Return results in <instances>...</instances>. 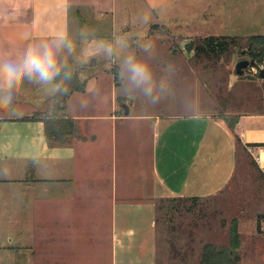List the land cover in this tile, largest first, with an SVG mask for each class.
Wrapping results in <instances>:
<instances>
[{"label": "crops", "instance_id": "crops-1", "mask_svg": "<svg viewBox=\"0 0 264 264\" xmlns=\"http://www.w3.org/2000/svg\"><path fill=\"white\" fill-rule=\"evenodd\" d=\"M185 2L0 0V78L7 70L3 54L14 45L51 41L65 32L73 43L67 53L72 62L71 54L79 56L85 43L113 42L118 29L127 32L142 22H157L159 11L167 9L170 16L169 9L188 6ZM73 15L76 33L70 31ZM82 24L99 33L81 35ZM103 52L77 60L90 70L96 66L89 65L92 58ZM74 69L77 77L82 75L83 69ZM31 82L24 78L20 85L33 89ZM110 82L104 68L79 79L83 91L70 94L59 115L76 125L64 145L50 144L40 121L0 118V264H104L106 225L111 264H157L160 200H205L222 192L236 170L235 137L249 146L264 174V132L248 131L251 125L263 126L264 116H240L233 132L224 119L210 115H152L192 114L174 113L171 101L161 113L146 105L131 113L133 104H125L126 116L117 111L116 99L129 97L125 92L118 96L122 85ZM56 90L41 105L29 104V114L42 110ZM106 90L112 94L107 103ZM7 92L0 87V96ZM102 105L106 112L100 110ZM96 233L104 237L97 243ZM240 264H245L243 259Z\"/></svg>", "mask_w": 264, "mask_h": 264}, {"label": "rangeland", "instance_id": "rangeland-1", "mask_svg": "<svg viewBox=\"0 0 264 264\" xmlns=\"http://www.w3.org/2000/svg\"><path fill=\"white\" fill-rule=\"evenodd\" d=\"M185 3L188 6L169 9L170 16L167 15V9L159 11L157 22H142L127 32L126 29H118L117 38L113 42H106L113 46L112 54L108 55L104 51L95 58L94 68L106 69V77L114 81L115 87L122 85L117 90L118 96L125 92L129 97V101L121 97L116 99L117 111L123 113L125 104H133L131 113H138L145 109V105L161 113L171 101L174 113L180 111L192 114L152 115L160 118L210 115L222 118L226 123L234 117L264 116V80L259 78V69L264 68V60L262 63L254 60L249 50L251 44L264 38V0H186ZM192 19L194 22L190 23ZM197 25L203 26V29H195ZM76 29L77 21L73 15L70 31L76 33ZM86 33L99 32H95L91 25L84 24L80 34ZM204 35L226 36L225 42L229 44L227 52L221 55L188 53L185 46L189 42H199L205 38L202 37ZM118 40H122L123 45ZM68 51L66 47L58 50V65H67ZM78 54H71L70 61L78 72L83 69L82 75L78 76L82 79L84 74L89 76L96 69L89 70L88 65L83 68L77 60ZM128 55H134L149 66L152 73L151 94H146L142 88L134 87L129 82L124 63ZM240 61H254L255 65L238 76L235 67ZM34 83L36 86L33 89L20 85L22 92H7L0 96V118H31L35 114H29V104L41 105L49 93L57 89L53 81L47 84ZM111 95L106 90V103ZM52 97L36 113L53 115L52 105L55 101ZM142 97L143 100L149 98L152 101L144 104ZM99 107L103 112L108 110L104 105ZM60 114L56 113L58 117ZM108 124L106 130L110 129ZM127 124L132 127V122ZM262 124L251 125L248 131L264 132V122ZM249 150V146L241 142V147L237 148L234 176L219 194L197 202L163 199L156 204L157 264H198L205 244L229 247L233 221L240 236V261L243 259L245 264H264V174ZM107 152L106 147V158L110 159L111 155ZM95 238L97 243L104 237L96 233ZM110 240L106 225L104 264H111L107 248ZM96 251L99 252L98 249Z\"/></svg>", "mask_w": 264, "mask_h": 264}, {"label": "clouds", "instance_id": "clouds-1", "mask_svg": "<svg viewBox=\"0 0 264 264\" xmlns=\"http://www.w3.org/2000/svg\"><path fill=\"white\" fill-rule=\"evenodd\" d=\"M118 43L123 45L122 40H118ZM62 47L69 51L73 49V43L65 32L57 33L51 41L10 47L3 54L7 70L0 78V87L15 93L24 78L45 84L52 82L58 72L57 51ZM100 50L111 55L113 46L101 42L93 51ZM124 63L129 82L134 87L142 88L146 94H151L152 73L149 66L134 55L126 56Z\"/></svg>", "mask_w": 264, "mask_h": 264}, {"label": "trees", "instance_id": "trees-1", "mask_svg": "<svg viewBox=\"0 0 264 264\" xmlns=\"http://www.w3.org/2000/svg\"><path fill=\"white\" fill-rule=\"evenodd\" d=\"M226 36H207L199 40V42H189L185 49L188 53L195 52L198 55L213 53L219 54L226 53L229 44L225 42ZM233 40V39H232ZM231 44V43H230ZM233 45V42H232ZM251 57L262 63L264 60V38L259 42L251 44L249 47ZM84 85L80 84L78 91H83ZM64 110V101L54 102L52 107V114L47 113H33L31 118H25L23 121H40L44 125L45 139L51 143H58L64 145L68 136L76 133V125L70 119L60 118L56 113ZM239 118L234 117L231 121L227 122L228 128L233 132L237 126ZM236 139V147H241V141L238 137ZM176 202H197L198 198H179L174 199ZM232 229L230 232L229 247H217L212 244H205L202 247V252L198 264H240V256L238 250L240 249V236L236 231V223L232 222Z\"/></svg>", "mask_w": 264, "mask_h": 264}, {"label": "water", "instance_id": "water-1", "mask_svg": "<svg viewBox=\"0 0 264 264\" xmlns=\"http://www.w3.org/2000/svg\"><path fill=\"white\" fill-rule=\"evenodd\" d=\"M94 48V43L90 46L85 43L81 54L78 56V60L84 62L89 60L90 57H93L94 54L98 53V51H93ZM95 64L96 61L92 58L89 65L93 67ZM253 65H255L254 61H240L236 64L235 72L238 76H242L245 69ZM259 78L264 80V68L259 69ZM53 82L57 88L56 93L52 97L55 102L64 101L70 94L78 89L80 83L76 73L74 72L72 62H68L66 66H63L58 70ZM123 109L125 113L124 115L128 116V107L124 105Z\"/></svg>", "mask_w": 264, "mask_h": 264}, {"label": "flooded vegetation", "instance_id": "flooded-vegetation-1", "mask_svg": "<svg viewBox=\"0 0 264 264\" xmlns=\"http://www.w3.org/2000/svg\"><path fill=\"white\" fill-rule=\"evenodd\" d=\"M74 72H75V69H74Z\"/></svg>", "mask_w": 264, "mask_h": 264}]
</instances>
